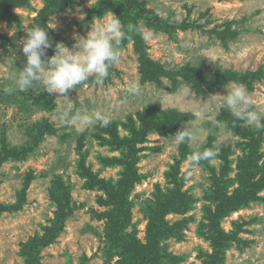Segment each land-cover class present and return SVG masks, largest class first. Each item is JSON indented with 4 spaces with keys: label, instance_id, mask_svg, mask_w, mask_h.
<instances>
[{
    "label": "rangeland",
    "instance_id": "1",
    "mask_svg": "<svg viewBox=\"0 0 264 264\" xmlns=\"http://www.w3.org/2000/svg\"><path fill=\"white\" fill-rule=\"evenodd\" d=\"M44 1L26 0L9 11L18 22L0 21V139L5 133L9 146L21 148L32 125L45 121L51 128L43 137L36 132L33 154L0 165V264H30L24 245L33 247V238L39 244L38 264H208L217 254V241L221 264H264V129L246 122L254 133L246 140L221 121L224 112L230 113L222 95L235 84L206 96L195 95L180 78L175 91L164 79L157 87L128 42L120 47V61L109 69L103 85L90 78L69 90L68 98L50 95L41 85L28 92L16 90L9 74L23 67L26 57L19 43ZM103 1L75 0L64 12L51 15L46 27L53 47L44 59L54 54L57 42L75 51L73 45L91 27L113 15L120 19L110 11L93 13ZM137 3L148 19L171 26L154 33L139 21L153 61L166 69L202 66L208 75L261 70L259 82L246 92L264 115V0ZM226 28L241 34L225 47L207 33ZM133 84L140 86L138 95L127 91ZM39 96L53 106L35 107ZM152 106L159 107L157 118L165 110L192 114L182 127L195 133L194 140L177 146L175 134L152 130L142 143L122 144L136 136L127 129L130 123L138 128V115ZM69 108L72 114L102 112L111 123H64L59 116ZM80 127L84 130L78 131ZM213 146L219 149L214 158L198 165L188 160L191 152ZM80 162L91 176L79 175ZM98 181L107 186L102 189ZM248 192L253 199L236 204ZM119 198L130 208V217L117 231L113 210Z\"/></svg>",
    "mask_w": 264,
    "mask_h": 264
},
{
    "label": "trees",
    "instance_id": "2",
    "mask_svg": "<svg viewBox=\"0 0 264 264\" xmlns=\"http://www.w3.org/2000/svg\"><path fill=\"white\" fill-rule=\"evenodd\" d=\"M74 1L75 0L44 1V6L36 16L35 23L32 27L39 25L47 30L46 23L49 17L53 14L64 12V10L67 9L71 4H73ZM25 3L26 0H0V21H5L8 24L12 22H18L17 17L12 13L10 14L9 11L11 10V8L17 5H19V7H22ZM141 8L142 7L138 5L137 0H106L103 2H99L94 7L93 13L97 14L96 10L99 9L102 12H113L120 17L121 22L124 26V30L127 33V36L122 40L120 47H123L128 42L132 43L135 53L139 57L140 64L145 70V74L148 76L150 81L152 79V81L156 82L157 87L162 86V82L160 80L164 79L170 83L171 90L175 91L177 89L178 80L180 78L183 82L190 85L195 95L206 96L207 93L226 87L230 83L242 84L246 88V90L251 92L253 90L252 84H254V82H259V79L262 76L261 70L255 72L246 71L242 74L231 70H216L213 74L208 75L203 71L202 66H200L199 68H192L189 65H185L181 68L166 69L160 63L153 61L148 55V46L139 33V21L144 20L145 27L154 33L165 32L166 29H170L171 26H168V24L165 22L151 21L147 18V16L144 15V10H142ZM230 24L235 23L231 22ZM128 25H132L133 30L128 31ZM188 27L193 26H185V29ZM181 28L183 29L184 26ZM194 28H198L202 33H204L202 27L196 26ZM244 32L248 31L245 30ZM207 33L209 35L217 37L224 47L226 46L228 40L234 41L241 34V32L237 29L230 30L227 28L222 31L212 29ZM49 55L51 54L49 53ZM49 104H51V101L42 96H39L38 99L34 101V106L41 109H47L53 106H49ZM158 110V106H152L151 108L146 109L144 110V112L140 113L138 115L140 126L136 128L134 123L131 122V125L127 127L129 133L136 134V136H134L133 140L129 143H126V141L124 140L120 142L122 144L142 143L144 141L146 133L152 130H156L162 135L176 134L183 128L182 123L193 119L192 114L180 113L176 110L162 111L160 112V115H162V117L157 118ZM220 118H222L221 121H223L235 135L246 140H252V138L254 137V133L247 130L244 126V124L246 123L245 121L235 120L228 112H224ZM31 128L32 131L30 132V136L25 142L24 146H22L21 148L9 146L5 138L6 134L2 133L0 139V165L12 159H20L27 156L28 154H33V150L38 143V141L35 139L36 132L39 137H43L49 132L51 133V128L45 121L41 122L38 125L34 124ZM104 131H107L106 128L104 129ZM34 141H37V143ZM79 166L81 171H79L78 173L79 175H81V177L84 178L91 176L89 171L83 167V163L80 162ZM98 183L100 184L102 189L107 186L106 183H103V181H98ZM108 194L111 196L116 195L113 192H108ZM253 197L254 194L248 192L244 197L236 200V204H241V202H248L249 200L253 199ZM111 199L114 203V197H112ZM121 203L122 199L119 198V200H117L116 202V208L113 210L116 213L114 219H116L115 227L117 231H120L123 229V227H125L127 219H129L130 217V208H125L124 204ZM37 241L38 240L35 238L30 240L29 244L34 245L33 247L24 245L25 255L28 254V251L31 254H29L30 264H38L36 252H38L37 248L39 244L37 243ZM220 244L221 241H217L214 246L215 253H217L218 256L220 251ZM34 247H36V250H33ZM217 254L210 259L208 264H221L219 262V257L217 256Z\"/></svg>",
    "mask_w": 264,
    "mask_h": 264
},
{
    "label": "clouds",
    "instance_id": "3",
    "mask_svg": "<svg viewBox=\"0 0 264 264\" xmlns=\"http://www.w3.org/2000/svg\"><path fill=\"white\" fill-rule=\"evenodd\" d=\"M128 31L133 30L132 25L127 26ZM127 36L124 26L119 18H113L106 23L91 27L86 36L79 37L73 45L75 51L70 50L62 42L54 46V54L44 59L46 50L53 47L48 35V30L36 25L26 32L20 40L21 51L26 60L21 69L9 74V79L16 90L28 92L36 85H41L48 94H58L67 97L69 90L76 89L86 83L90 78L96 85H103L109 77V69L119 63L121 53L120 44ZM13 88H8L11 92ZM127 91L138 95L140 86L131 85ZM223 104L235 120L245 121L257 130L264 129V115L254 108L253 101L242 84H235L227 89V94L222 95ZM197 117L202 114L194 113ZM59 119L64 123L80 125L99 124L108 127L111 118L102 112L94 114H72L71 109L64 110ZM80 127L78 131H83ZM195 133L183 127L174 136L173 143L177 146L191 143ZM219 149L216 146L195 150L188 155V160L193 165H198L203 160L214 158Z\"/></svg>",
    "mask_w": 264,
    "mask_h": 264
}]
</instances>
